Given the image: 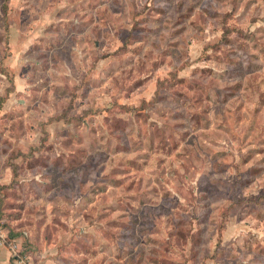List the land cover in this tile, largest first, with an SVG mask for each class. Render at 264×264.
Masks as SVG:
<instances>
[{
	"label": "rangeland",
	"instance_id": "rangeland-1",
	"mask_svg": "<svg viewBox=\"0 0 264 264\" xmlns=\"http://www.w3.org/2000/svg\"><path fill=\"white\" fill-rule=\"evenodd\" d=\"M0 216L24 264H264V0H0Z\"/></svg>",
	"mask_w": 264,
	"mask_h": 264
},
{
	"label": "built area",
	"instance_id": "built-area-1",
	"mask_svg": "<svg viewBox=\"0 0 264 264\" xmlns=\"http://www.w3.org/2000/svg\"><path fill=\"white\" fill-rule=\"evenodd\" d=\"M8 243V235L6 233V230L3 227V223L0 220V247H6ZM11 255L13 258V264H24L25 261L20 254V251L16 248V244H11Z\"/></svg>",
	"mask_w": 264,
	"mask_h": 264
},
{
	"label": "crops",
	"instance_id": "crops-1",
	"mask_svg": "<svg viewBox=\"0 0 264 264\" xmlns=\"http://www.w3.org/2000/svg\"><path fill=\"white\" fill-rule=\"evenodd\" d=\"M0 264H11V253L6 247H0Z\"/></svg>",
	"mask_w": 264,
	"mask_h": 264
},
{
	"label": "trees",
	"instance_id": "trees-1",
	"mask_svg": "<svg viewBox=\"0 0 264 264\" xmlns=\"http://www.w3.org/2000/svg\"><path fill=\"white\" fill-rule=\"evenodd\" d=\"M3 6H4V10L6 11L7 8H8V4L5 2ZM0 220L3 221L4 219L0 216ZM17 236H18V234L11 233L10 234V239H16V238H18Z\"/></svg>",
	"mask_w": 264,
	"mask_h": 264
}]
</instances>
